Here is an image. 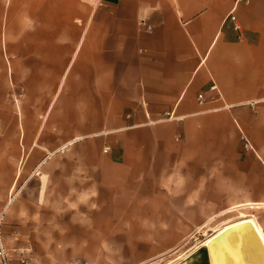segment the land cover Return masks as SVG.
<instances>
[{
	"label": "crops",
	"instance_id": "crops-1",
	"mask_svg": "<svg viewBox=\"0 0 264 264\" xmlns=\"http://www.w3.org/2000/svg\"><path fill=\"white\" fill-rule=\"evenodd\" d=\"M20 4L6 49L19 40L22 71L36 74L24 136L48 142L33 151L37 191L53 183L67 202L60 248L81 251L74 263L126 264L108 251L135 249L127 264H141L202 226L211 246L263 242L264 0ZM210 82L219 95L199 103ZM196 262L212 264L203 241L166 264Z\"/></svg>",
	"mask_w": 264,
	"mask_h": 264
},
{
	"label": "rangeland",
	"instance_id": "rangeland-1",
	"mask_svg": "<svg viewBox=\"0 0 264 264\" xmlns=\"http://www.w3.org/2000/svg\"><path fill=\"white\" fill-rule=\"evenodd\" d=\"M21 22L20 0H0V232L8 253V264H76L74 257L81 251L61 249L67 241L62 235L61 223L69 212L60 208V193L55 194L50 183L38 194L36 165L42 160L40 146L48 145L45 139L25 138L36 126L37 96L36 74L23 72L19 40H9L10 52L6 49V37L19 35ZM19 37V36H16ZM28 62V61H27ZM35 66V60H29ZM41 120V119H40ZM78 145H87L80 142ZM48 161H54L51 157ZM37 171V169H36ZM39 173V171H37ZM59 190V187L57 186ZM13 197L12 218L5 219L4 206ZM204 227V226H202ZM200 227V229L202 228ZM188 235L165 255L149 259L141 264H166L180 258L191 246L204 241L208 230ZM124 263L136 259V250L108 251Z\"/></svg>",
	"mask_w": 264,
	"mask_h": 264
},
{
	"label": "bare ground",
	"instance_id": "bare-ground-1",
	"mask_svg": "<svg viewBox=\"0 0 264 264\" xmlns=\"http://www.w3.org/2000/svg\"><path fill=\"white\" fill-rule=\"evenodd\" d=\"M240 225L241 224L233 225L229 229L230 231L236 230ZM212 241V239L203 241V244L209 250L212 264H264V239L263 242H254L251 244L253 241L250 243L251 238L249 234H241L240 240L235 242L236 245L234 247L226 245L229 242L216 243L215 246H211ZM208 259L209 258H207V260ZM195 264H197V262Z\"/></svg>",
	"mask_w": 264,
	"mask_h": 264
},
{
	"label": "built area",
	"instance_id": "built-area-1",
	"mask_svg": "<svg viewBox=\"0 0 264 264\" xmlns=\"http://www.w3.org/2000/svg\"><path fill=\"white\" fill-rule=\"evenodd\" d=\"M109 0H96V4L97 5H103L104 3H106ZM227 18L233 23V26L235 28L238 27L237 23H236V18L235 15L233 14V12H230L227 16ZM146 28H150L149 26H147ZM208 92H213L219 95V90L217 88V85L214 82H210L209 85L207 86V89L202 90L200 92H198L197 94V101L199 103H203L205 100V96L206 93ZM108 147H105L104 150H107ZM192 235V234H191ZM0 264H8V253L6 251V247L4 245V241L3 238L1 236V232H0Z\"/></svg>",
	"mask_w": 264,
	"mask_h": 264
}]
</instances>
